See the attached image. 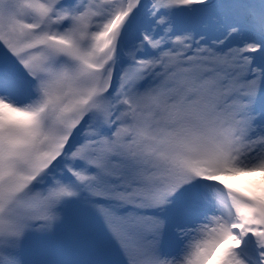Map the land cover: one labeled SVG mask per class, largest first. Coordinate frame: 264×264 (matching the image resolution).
Here are the masks:
<instances>
[{"label": "snow or ice", "instance_id": "snow-or-ice-1", "mask_svg": "<svg viewBox=\"0 0 264 264\" xmlns=\"http://www.w3.org/2000/svg\"><path fill=\"white\" fill-rule=\"evenodd\" d=\"M264 0H0V264H264Z\"/></svg>", "mask_w": 264, "mask_h": 264}, {"label": "rangeland", "instance_id": "rangeland-1", "mask_svg": "<svg viewBox=\"0 0 264 264\" xmlns=\"http://www.w3.org/2000/svg\"><path fill=\"white\" fill-rule=\"evenodd\" d=\"M237 178H244V179L247 178V179H249L250 182H252V181L259 182L262 179H264V174H261V173L246 174V175H241L240 177H237Z\"/></svg>", "mask_w": 264, "mask_h": 264}]
</instances>
